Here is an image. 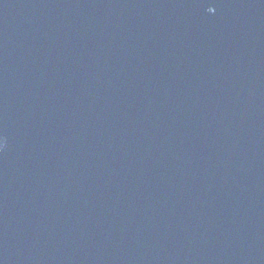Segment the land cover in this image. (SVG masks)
<instances>
[{
  "label": "water",
  "instance_id": "obj_1",
  "mask_svg": "<svg viewBox=\"0 0 264 264\" xmlns=\"http://www.w3.org/2000/svg\"><path fill=\"white\" fill-rule=\"evenodd\" d=\"M0 264H264V0H0Z\"/></svg>",
  "mask_w": 264,
  "mask_h": 264
}]
</instances>
